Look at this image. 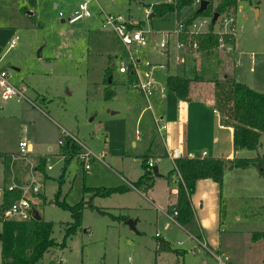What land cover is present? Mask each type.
I'll return each mask as SVG.
<instances>
[{"label":"rangeland","instance_id":"374dc122","mask_svg":"<svg viewBox=\"0 0 264 264\" xmlns=\"http://www.w3.org/2000/svg\"><path fill=\"white\" fill-rule=\"evenodd\" d=\"M80 1L35 0L32 6L29 0H0V72L8 74L12 85L25 89L27 97L4 100L0 88V188L13 182L23 187L32 182L39 185L34 207L43 220L53 223L52 237L58 243L65 241L74 219L57 201L68 206L85 202L87 206L80 227L66 239V247L47 252L42 264H217L211 249L228 254L230 264H264V178L257 165L227 169L213 207L209 211L197 207L207 222L206 238L197 239L194 229L189 231L167 217L171 204L177 202L178 190L171 192L177 189L172 180L177 179L176 173L168 180H154L147 193L134 187L145 173V157L155 156V149L162 147V131H158L151 111L136 125L146 100L129 87V77L119 72L120 58H127L126 48L111 26H103L106 15L138 23L149 42L137 55L141 60L139 73L149 69L144 64L148 61L157 67L153 78L163 88L168 75L193 78L196 69L206 79H217L214 62L223 50L215 49L224 46L234 52V43H225L227 39L232 42L233 36L238 51L229 57L231 70H236L232 78L264 94V0H239L235 9L219 17L213 27L219 45L209 55L200 44L212 18L189 20L199 5L185 7L181 23H208L201 32L180 38L185 60L174 34L176 13L150 16L153 5L175 0H91L92 16L69 23L67 18ZM9 2L17 3L12 6ZM229 19L234 21L229 24ZM16 35L20 40L10 48L9 42ZM164 40L170 43L169 53L160 51ZM194 42L200 46L197 51L191 48ZM190 51L198 56H188ZM111 57L113 83H107ZM176 57L182 62H175ZM188 58L195 61L187 62ZM161 64L165 70L159 68ZM201 87H206L205 91L215 88ZM107 90L114 93L110 100L105 98ZM65 135L78 147L68 162L60 144ZM20 141L32 146L27 156L18 155ZM84 150L91 155L88 170L78 158ZM237 156L263 158L264 133L258 150H243ZM175 159L158 161L161 174L169 175ZM39 161L45 163V170L37 168ZM47 165L52 168L48 170ZM125 186L129 190L109 196L95 192ZM128 220L136 222L135 229ZM162 241L168 242L170 251L159 247ZM217 243H221L220 251L214 246ZM1 250L0 241V264Z\"/></svg>","mask_w":264,"mask_h":264},{"label":"trees","instance_id":"16d2710c","mask_svg":"<svg viewBox=\"0 0 264 264\" xmlns=\"http://www.w3.org/2000/svg\"><path fill=\"white\" fill-rule=\"evenodd\" d=\"M197 0H176L173 3L155 4L152 6L153 14L164 17L171 13H176L177 17L181 16L183 9L187 6L195 5ZM208 1L209 6L206 11L199 12L197 9L195 15L189 20H195L199 17L209 16L212 18L210 30L204 34L201 39V48L210 51L219 45V38L214 34L213 22L214 15L219 14L226 16L231 10L237 7L239 0H199ZM251 1V0H250ZM189 22V21H188ZM187 23V24H191ZM228 36H226V39ZM225 43L235 42L231 36ZM200 47V46H199ZM114 59H109V71L107 72L106 82L113 78L111 71L113 69ZM203 82L202 78L195 77L188 79L182 76L170 75L167 78V87L180 100H191V85L193 82ZM215 86L212 95L214 96V108L220 112L222 123L234 129V152L243 150L255 151L261 145V137L264 133V94L260 93L244 83L236 81L235 78L225 76L222 79L213 82ZM113 91H106V100L113 97ZM65 161L68 162L74 153H78L76 141L64 136V145H62ZM257 165L261 176L264 178V157L258 159L241 158L236 154L232 159L225 158H189L179 157L175 159L176 168L170 171L167 178L169 179L177 171L180 178L177 180V202L169 209V214L174 217L179 225L190 230L195 226V214L192 208L191 197L196 191L197 182L200 180H212L222 185L224 173L227 169H244L251 165ZM39 170H45V163L39 161L37 167ZM145 173L135 182L134 187L147 192L153 185L155 177L154 167L149 166V158L143 160ZM129 190V187L100 189L95 191L97 195L109 196L112 193ZM21 196V191L6 192L3 203L0 204V219L2 220V231L0 232V241L2 243L1 257L2 264H42L44 255L52 249L66 247V239L77 231L81 225L83 210L87 207L85 202L76 206H68L60 201L57 204L71 211L74 219L69 225L65 234V241L58 243L52 237L53 223L47 222L42 218L37 220L35 216L27 222L7 221L3 217L5 208ZM95 209L93 205H90ZM259 236H263L260 234ZM258 236V237H259ZM257 237V235L255 236ZM159 247L163 250L170 251L171 247L167 241H162Z\"/></svg>","mask_w":264,"mask_h":264},{"label":"crops","instance_id":"0c3cea01","mask_svg":"<svg viewBox=\"0 0 264 264\" xmlns=\"http://www.w3.org/2000/svg\"><path fill=\"white\" fill-rule=\"evenodd\" d=\"M29 2H30L29 5L32 6L35 5V0H29ZM173 2H168V3H173ZM16 3L17 2H13V3L9 2V4L12 6L15 5ZM2 5L4 6L3 3ZM194 6L196 7V5ZM71 12L73 13L74 11L72 10ZM145 12L149 14L151 10L145 9ZM150 16L155 17L153 13H151ZM7 20L8 19L5 18V21ZM178 22H181L180 17L179 18L177 17V23ZM169 45L170 43H168L167 47L161 48L160 51L169 53L170 52ZM219 50H223V53L219 54L216 58V61L214 62V67L217 68L219 75L217 79L215 78L206 79L203 76H201V74L198 72L197 69L195 70V74L193 75V78H188L187 75H179L175 73L170 74V75L182 76L188 79H194L195 77H200L202 78V80H204L203 82L201 81V82L192 83L190 101L180 100L173 92H171L168 89L167 86L163 88L158 81H157L158 83L156 82V80H155L156 91L154 96L150 98H146L141 92L137 91L145 98L146 102L144 103L143 108H141V111L137 116L136 125L137 126L141 125L143 116L148 111H151V115L153 116L154 121L155 118L158 117L162 119L161 122L163 124H166V129L163 130L160 134L162 139L160 144L162 147L155 149L156 150L155 156L152 155L153 157H151L149 155L148 157L149 161L154 162V167L158 168L159 175L155 177V180L158 178L168 180L167 176L161 174L158 166V161L161 158L169 159L170 161H172L171 160L172 158H179V157L190 158L193 156L199 158L210 157V158L232 159L235 156V154L238 155L240 153V152L237 153L234 152V129L222 123L220 113L214 108V102L212 100V91H205L204 89H206V87H201V86H210L211 88V85H213V82L215 80H219L221 78H224L225 76L232 77L231 73L232 72L233 74L236 73L235 68L234 70H231L230 68L231 65H230L229 57L231 56L233 51L226 50L224 46L215 49V51H219ZM215 51L214 50L210 51L209 53H207V55L214 53ZM237 51L238 49L235 39L233 53ZM191 53L192 52L190 51L188 53V56H194L195 58L198 56V54L196 53L194 54ZM200 54H204V53H200ZM183 55H184L183 58L185 60V57L187 56L185 55L184 49H183ZM176 61L181 63L182 62L181 57H176L175 62ZM194 61L195 59L189 60V58L187 60V62L190 63ZM232 64H233V60H232ZM160 69L165 70L162 68ZM184 73H186V70H184ZM170 75H168L167 78ZM128 79L129 81L133 82V80L136 78L131 76ZM131 84L132 83H130L129 87L132 88ZM134 146L135 147L137 146L136 142L134 143ZM147 150L151 152L152 146H149ZM203 152H206L207 155L203 156ZM155 158L157 160H155ZM172 180L174 182H177V179L175 180L173 178ZM220 186L221 185L213 182L212 180H200L197 182L196 191L191 197L192 208L195 214L194 231L197 234H199L198 236H194L193 234L192 235L197 239L200 237L206 238V232H207V230L205 229L206 227L204 226L207 225V222L204 220L205 216L204 215L202 217L199 216L197 207H199L200 210L206 211L207 209V211H209V209L213 207V204L216 200L215 195H217L218 193L217 189ZM176 190L177 189L173 188L171 192L173 193V191L175 192ZM175 203L176 201L172 203L171 206L174 205ZM169 216L170 214L167 212V217L169 218ZM201 219L203 222L201 221ZM168 225L169 224H166V227H168ZM214 246L218 247L220 251L221 243H217V245L214 244ZM204 247L207 248L206 245H204ZM210 251L212 252L215 258L214 254L216 253L212 249ZM218 253H222V251ZM205 263L207 264V262Z\"/></svg>","mask_w":264,"mask_h":264},{"label":"built area","instance_id":"2783aa9c","mask_svg":"<svg viewBox=\"0 0 264 264\" xmlns=\"http://www.w3.org/2000/svg\"><path fill=\"white\" fill-rule=\"evenodd\" d=\"M91 0H81L78 4L77 8L74 12L67 18L69 23H76L82 19L90 18L92 13L89 8ZM201 1L197 0L196 4L200 6ZM60 16L63 17L64 13L60 12ZM226 19V18H225ZM233 19H229L227 23L233 22ZM103 26H111L115 34L118 36L119 40L126 48L127 58H120V66L119 72L128 77H135L136 79L131 82V86L133 89L141 92L146 98H150L155 94V79L153 78L154 70L157 68L152 65L148 61L145 62V66L149 67L148 70L144 72L143 75L139 73L138 66L141 64V60L137 57L141 50L145 49L149 42L144 30L137 28V22H125L121 16L115 17L113 15H106L103 18ZM208 23L206 20L203 23L197 24L196 22L191 25H185L181 22L177 23V27L174 31V34L178 37V48H184V44L180 41V38L184 34L194 35L195 33L201 32V28L206 26ZM228 24V25H229ZM235 34V33H234ZM20 40L19 35H16L11 42H9V47L14 48L18 41ZM169 41L164 40L161 42V48L167 47ZM191 48L194 50L199 49V45L197 42H194L191 45ZM159 68L165 69V65H161ZM8 74L4 71L0 72V88L2 89V98L4 100H8L11 98H25V89L21 87L12 85L8 79ZM161 118H155V125L159 132L166 129V124H163ZM67 136V135H65ZM61 146L64 145V139L60 141ZM32 152V146L30 143L26 141L19 142V154L21 156H27ZM207 153L203 152V156H206ZM90 153L84 152L79 154V161L83 164L84 168L88 170L90 168ZM16 155H12V159L16 160ZM194 158V156L192 157ZM174 160V158H172ZM39 165V164H38ZM175 165V164H174ZM149 166L154 167V162L149 161ZM52 168L51 165H47V169L50 170ZM176 168V165L175 167ZM177 180L180 178V174L176 172ZM16 190L21 191V196L9 204L4 212L3 217L7 221L12 222H27L35 216L36 208L34 207L35 201L34 196L40 193V186L35 185V182H32L30 186L23 187L15 182L12 185H9L4 188H0V198L2 199L0 204L3 203V199L6 192H15ZM177 212L173 216H169L170 220L174 221L176 224L178 222L175 220V216ZM179 225V224H178ZM217 264H230V257L225 253L214 254Z\"/></svg>","mask_w":264,"mask_h":264},{"label":"water","instance_id":"95a60500","mask_svg":"<svg viewBox=\"0 0 264 264\" xmlns=\"http://www.w3.org/2000/svg\"><path fill=\"white\" fill-rule=\"evenodd\" d=\"M208 6H209V2L208 1H202L201 3H200V8H199V12H204V11H206L207 10V8H208ZM219 19V14L218 13H216L215 15H214V19H213V22L214 23H216V21ZM112 82V79H109V83H111ZM154 173L156 174V175H159L158 174V168L157 167H154ZM35 218L37 219V220H40L41 219V216L39 215V213L36 211L35 212ZM127 224L128 225H130V227L132 228V229H135L136 227V222L135 221H132V220H128L127 221Z\"/></svg>","mask_w":264,"mask_h":264}]
</instances>
